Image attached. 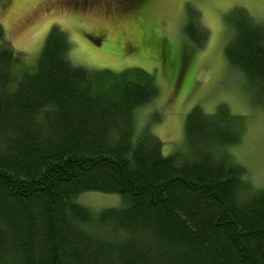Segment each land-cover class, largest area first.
<instances>
[{"label": "trees", "instance_id": "obj_1", "mask_svg": "<svg viewBox=\"0 0 264 264\" xmlns=\"http://www.w3.org/2000/svg\"><path fill=\"white\" fill-rule=\"evenodd\" d=\"M186 10L197 48L208 33ZM224 55L264 106V24L242 9L225 16ZM70 40L50 29L27 67L0 25V264H264V188L229 148L241 121L225 107H194L169 156L137 110L158 96L153 75L88 71L69 61ZM119 195L97 214L83 193Z\"/></svg>", "mask_w": 264, "mask_h": 264}, {"label": "rangeland", "instance_id": "obj_2", "mask_svg": "<svg viewBox=\"0 0 264 264\" xmlns=\"http://www.w3.org/2000/svg\"><path fill=\"white\" fill-rule=\"evenodd\" d=\"M199 13L208 33L199 49L183 32L186 10ZM242 9L264 24V0H0V25L27 67L36 65L52 28L71 43L68 58L88 71L140 69L154 76L158 96L137 110L136 130L149 127L169 156L184 141V120L199 107L213 114L225 107L241 123V142L229 148L246 167L255 189L264 188V106L239 69L227 62L225 16ZM76 202L97 214L123 207L119 195L86 192Z\"/></svg>", "mask_w": 264, "mask_h": 264}, {"label": "flooded vegetation", "instance_id": "obj_3", "mask_svg": "<svg viewBox=\"0 0 264 264\" xmlns=\"http://www.w3.org/2000/svg\"><path fill=\"white\" fill-rule=\"evenodd\" d=\"M89 1H92V2H94L95 0H80V4L81 5H85L87 2H89Z\"/></svg>", "mask_w": 264, "mask_h": 264}]
</instances>
